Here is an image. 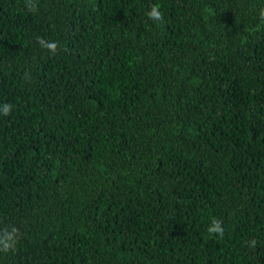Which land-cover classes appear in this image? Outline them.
<instances>
[{
	"label": "trees",
	"instance_id": "16d2710c",
	"mask_svg": "<svg viewBox=\"0 0 264 264\" xmlns=\"http://www.w3.org/2000/svg\"><path fill=\"white\" fill-rule=\"evenodd\" d=\"M4 103L0 264H264V0H0Z\"/></svg>",
	"mask_w": 264,
	"mask_h": 264
},
{
	"label": "clouds",
	"instance_id": "9594fccd",
	"mask_svg": "<svg viewBox=\"0 0 264 264\" xmlns=\"http://www.w3.org/2000/svg\"><path fill=\"white\" fill-rule=\"evenodd\" d=\"M147 15L153 20L161 19V12L156 6L151 7ZM40 44L44 48L48 49L50 53L55 52L57 48V43L55 41H45L41 39ZM11 107L12 106L8 103H4L0 105V116H7L11 111ZM208 231L210 233L221 232L219 222L213 219L208 225ZM17 233H18V229L15 226H11L9 228L0 230V253H7L15 247L18 238Z\"/></svg>",
	"mask_w": 264,
	"mask_h": 264
}]
</instances>
